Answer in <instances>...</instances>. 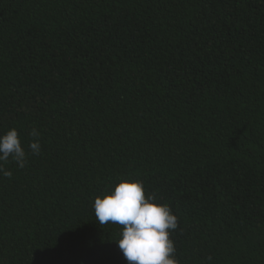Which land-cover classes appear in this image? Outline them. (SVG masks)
<instances>
[{
    "label": "trees",
    "instance_id": "obj_1",
    "mask_svg": "<svg viewBox=\"0 0 264 264\" xmlns=\"http://www.w3.org/2000/svg\"><path fill=\"white\" fill-rule=\"evenodd\" d=\"M0 264H128L93 204L140 180L180 264H264V0H0ZM30 152V150H29Z\"/></svg>",
    "mask_w": 264,
    "mask_h": 264
},
{
    "label": "clouds",
    "instance_id": "obj_2",
    "mask_svg": "<svg viewBox=\"0 0 264 264\" xmlns=\"http://www.w3.org/2000/svg\"><path fill=\"white\" fill-rule=\"evenodd\" d=\"M29 135L33 140L26 150L16 128L0 134V174L11 178L13 173L5 168L6 163L11 160L22 169L29 154L41 153V133L34 127ZM93 208L100 225L121 226L116 243L128 264H180L175 242L170 239L179 227L178 217L155 195L146 196L142 181L121 180L113 190L97 197Z\"/></svg>",
    "mask_w": 264,
    "mask_h": 264
}]
</instances>
